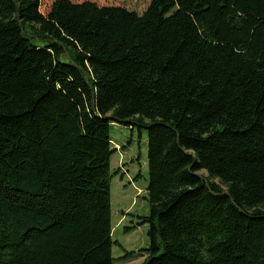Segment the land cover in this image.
Instances as JSON below:
<instances>
[{"label":"trees","instance_id":"trees-1","mask_svg":"<svg viewBox=\"0 0 264 264\" xmlns=\"http://www.w3.org/2000/svg\"><path fill=\"white\" fill-rule=\"evenodd\" d=\"M40 6L0 0V264H113L111 123L147 132L142 264H264V0Z\"/></svg>","mask_w":264,"mask_h":264},{"label":"rangeland","instance_id":"rangeland-1","mask_svg":"<svg viewBox=\"0 0 264 264\" xmlns=\"http://www.w3.org/2000/svg\"><path fill=\"white\" fill-rule=\"evenodd\" d=\"M53 1L41 0V11L47 12ZM109 136L111 147L119 148L110 159L111 172L116 174L110 186L113 264H142L149 245L148 224H138L148 215L147 132L135 125L111 123ZM124 227L133 228L126 232Z\"/></svg>","mask_w":264,"mask_h":264},{"label":"built area","instance_id":"built-area-1","mask_svg":"<svg viewBox=\"0 0 264 264\" xmlns=\"http://www.w3.org/2000/svg\"><path fill=\"white\" fill-rule=\"evenodd\" d=\"M116 149H117V150L119 149L118 146H116Z\"/></svg>","mask_w":264,"mask_h":264},{"label":"crops","instance_id":"crops-1","mask_svg":"<svg viewBox=\"0 0 264 264\" xmlns=\"http://www.w3.org/2000/svg\"><path fill=\"white\" fill-rule=\"evenodd\" d=\"M142 256H143V257H145V255H144V254H143Z\"/></svg>","mask_w":264,"mask_h":264}]
</instances>
